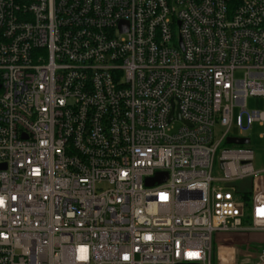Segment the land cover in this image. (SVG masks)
<instances>
[{
  "label": "built area",
  "instance_id": "built-area-1",
  "mask_svg": "<svg viewBox=\"0 0 264 264\" xmlns=\"http://www.w3.org/2000/svg\"><path fill=\"white\" fill-rule=\"evenodd\" d=\"M249 96L264 0H0V264H212L264 230L249 143L212 175Z\"/></svg>",
  "mask_w": 264,
  "mask_h": 264
},
{
  "label": "rangeland",
  "instance_id": "rangeland-1",
  "mask_svg": "<svg viewBox=\"0 0 264 264\" xmlns=\"http://www.w3.org/2000/svg\"><path fill=\"white\" fill-rule=\"evenodd\" d=\"M234 76L241 77L242 71L236 70ZM246 109H264V96H249L246 99ZM237 112L238 109L234 108V115H236ZM177 126L178 123H174V127L176 128ZM223 129L224 128L221 127L219 123L214 124L212 127L214 141L220 138ZM229 133L232 135L240 134L249 137L250 142L248 146L254 151V167H264V124L259 125L258 123H253L249 130L240 133L232 123ZM225 146L230 145L226 144L224 141L219 144L212 169L213 176L221 175L218 154L220 149ZM249 224V221H245L243 222V227H249ZM240 235L242 236V242L240 240ZM263 240L264 230L248 229L245 233H221L213 243L212 253L215 257V263L212 260V264H259L260 259L258 258V253L264 248Z\"/></svg>",
  "mask_w": 264,
  "mask_h": 264
},
{
  "label": "water",
  "instance_id": "water-1",
  "mask_svg": "<svg viewBox=\"0 0 264 264\" xmlns=\"http://www.w3.org/2000/svg\"><path fill=\"white\" fill-rule=\"evenodd\" d=\"M122 27V25H121ZM227 144H247L249 143V138L247 137H226L225 139ZM166 174L165 173H159L155 177V179H148L147 183H151L153 180H156L158 182H161L165 180Z\"/></svg>",
  "mask_w": 264,
  "mask_h": 264
},
{
  "label": "trees",
  "instance_id": "trees-1",
  "mask_svg": "<svg viewBox=\"0 0 264 264\" xmlns=\"http://www.w3.org/2000/svg\"><path fill=\"white\" fill-rule=\"evenodd\" d=\"M243 198H244L245 200L247 199V194H246V193L243 194ZM246 204H247V202H246ZM212 260H213V262L215 263V257L213 256V253H212Z\"/></svg>",
  "mask_w": 264,
  "mask_h": 264
},
{
  "label": "snow or ice",
  "instance_id": "snow-or-ice-1",
  "mask_svg": "<svg viewBox=\"0 0 264 264\" xmlns=\"http://www.w3.org/2000/svg\"><path fill=\"white\" fill-rule=\"evenodd\" d=\"M258 214L264 215V211L258 210Z\"/></svg>",
  "mask_w": 264,
  "mask_h": 264
},
{
  "label": "crops",
  "instance_id": "crops-1",
  "mask_svg": "<svg viewBox=\"0 0 264 264\" xmlns=\"http://www.w3.org/2000/svg\"><path fill=\"white\" fill-rule=\"evenodd\" d=\"M240 240H241V242L243 241V240H242V236H241V235H240ZM263 242H264V240H263Z\"/></svg>",
  "mask_w": 264,
  "mask_h": 264
}]
</instances>
